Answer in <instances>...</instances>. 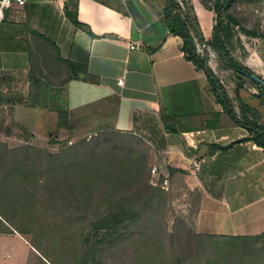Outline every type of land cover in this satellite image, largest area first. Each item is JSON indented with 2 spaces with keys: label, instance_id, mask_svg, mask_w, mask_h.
<instances>
[{
  "label": "rangeland",
  "instance_id": "obj_1",
  "mask_svg": "<svg viewBox=\"0 0 264 264\" xmlns=\"http://www.w3.org/2000/svg\"><path fill=\"white\" fill-rule=\"evenodd\" d=\"M206 1L215 7L225 0ZM226 7L219 36H224V28L228 26L230 56L234 54L236 60L264 79V60L258 59L260 63H256L251 58L256 51L264 55V0H233ZM229 16L256 31L257 36L243 34L242 27L230 23ZM213 73L230 96L237 114L242 116L241 103L247 100L257 110L259 124H264V106L257 98L264 95V87L226 69L224 62ZM239 82L243 87L238 90ZM70 112L68 133L35 139L28 136L21 143L11 144L8 157L4 149L9 144L0 149V181L14 159L23 163L19 171L26 170L27 176L21 174L23 178L11 177L12 183L8 184L13 191H7L8 185L0 191V206L10 214V223L25 231L28 239L48 257L35 248L38 258L30 264H52L49 260L56 264H77L82 248H86L84 237L91 223L116 208L119 201L134 207L135 218L123 225L118 242L112 241V230L92 232L91 242L104 241L88 264H181L183 248L189 241L194 243L187 231L264 232V221L257 219L264 216V207L258 210L247 205L264 194V151L260 153L259 165L254 167L250 166L256 161L251 154L245 156L248 162L235 164L230 160L244 154L235 151L225 161L208 162L204 169L200 166L197 171L193 167L185 172L174 171L161 166L156 158L155 146L162 139L160 115L136 111L132 113L136 123L118 124L119 127L114 121L124 122L130 113L120 112L115 99L81 104ZM249 114L254 117V113ZM127 149L132 151L138 165L144 166L133 170L132 175L127 172L123 176L118 158ZM4 163L6 167L2 166ZM155 165L158 170L153 173ZM8 193L17 197V204L15 198L11 201L4 198ZM221 206L229 212L227 215L221 216ZM234 211L238 214L231 213ZM3 227L1 223L0 229ZM21 249L20 241L12 238L0 249V261L10 264Z\"/></svg>",
  "mask_w": 264,
  "mask_h": 264
},
{
  "label": "crops",
  "instance_id": "obj_2",
  "mask_svg": "<svg viewBox=\"0 0 264 264\" xmlns=\"http://www.w3.org/2000/svg\"><path fill=\"white\" fill-rule=\"evenodd\" d=\"M187 1L200 37L211 45L216 11L204 0ZM164 5L165 0H28L6 10L0 24V149L28 136L68 133L76 106L115 99L120 112L131 114L124 122L116 119L117 126L133 125L136 111L164 118L170 129L161 124L162 139L155 146L161 166L185 172L200 161L204 169L235 151L244 154L230 158L234 163L251 154L256 163L250 166L259 165L263 148L253 141L235 143L252 132L235 123L216 101L205 72L184 57L183 39L169 31ZM212 50L208 64L215 70L222 61ZM257 52L251 58L260 63L264 55ZM247 205L264 207V194ZM221 207V216L227 215ZM9 227L0 231V249L12 238L23 247L10 264L36 261L30 239Z\"/></svg>",
  "mask_w": 264,
  "mask_h": 264
},
{
  "label": "trees",
  "instance_id": "obj_3",
  "mask_svg": "<svg viewBox=\"0 0 264 264\" xmlns=\"http://www.w3.org/2000/svg\"><path fill=\"white\" fill-rule=\"evenodd\" d=\"M181 1L183 3L182 5L180 4L179 0H165L163 13L169 31L173 35L180 36L183 39L181 50L184 53V57L187 60L191 61L198 70H203L205 72L210 81L211 89L216 97V101L224 108V110L230 115V117L235 121L237 125L248 129L250 132H252V135H254L253 137H245L235 143H245L247 141H253V143H255L257 146L263 148L264 151V124H259L257 110L252 108L250 105L242 102L241 105L243 114L242 116H239L237 114L233 102L228 96L223 85L215 77L213 70L208 64L207 54H201L197 51L195 37H198V40H203V38L200 37L201 30L199 22L198 19L192 14L189 1ZM228 1L231 2L233 0H225L221 6L220 2H217L215 7H211L209 3L204 0V4L206 5V7L214 9L216 12H218L217 25L214 29V36L212 38L210 46L217 51L218 56L220 57L221 61L224 62V66L226 69L237 71L242 76L243 74L239 72V70H244L253 74L254 72L250 68L241 64L238 60H236L233 56H230V54L228 53V26L224 28L225 34L223 37H220L218 34V28L221 27L222 23V15L227 12L226 5ZM69 15L72 17L71 13H69ZM228 18L230 19V23L242 27V32L245 35L257 36L256 31L250 30L240 25V23L233 16H229ZM74 21L77 23V19H74ZM252 81L257 85L264 87L260 83L254 80ZM242 87L243 84L239 82L238 90ZM257 98L264 106V95L259 94ZM249 112L254 113V117L253 115H250ZM161 121L164 125V128L170 129L163 117H161ZM59 126H64V120H62V122L60 121ZM232 145L233 144H231V146L223 148L220 147V149L227 151L233 147ZM4 151H8V154L6 155L7 157L9 156V153L12 152L11 149L7 147L4 149ZM124 151V156H119L118 158V166L121 165L119 169L121 171L123 170V176H127L128 173H131L132 175L137 169H139V167L143 168L144 164L138 165L139 163L135 161L136 158L133 155L132 151H129V149ZM20 164L23 163L19 159H14L13 164L8 169V173L5 175L4 179L0 181V191L4 187L6 188L7 185V191H13V186L8 184L11 182V177L15 178L20 176V178H23L24 176H21V174L26 175V170H24L23 172L18 170ZM2 166L6 167L5 163ZM169 168L171 170L178 171L177 169L171 167ZM133 170L135 171L133 172ZM3 196L5 199H9L10 201L11 198H17L11 197L9 193L7 195L4 194ZM17 200L18 199L15 200V204H17ZM133 209L134 207L132 205L125 204L124 202L119 201L116 208L112 209V211L107 212L104 216L95 219L91 223L90 231L84 237L85 246H83L86 248H82L77 264H88L90 260L95 259V256L99 250V246L104 241V239L101 242L98 241V244H94L93 242H91L90 237L92 232H110L112 230V241L118 242L119 240H121V228L128 220L135 218ZM8 217H10V214L4 210V206H0V224L2 223V225H4V227L0 231L11 230L9 225L14 227V225L10 223ZM18 232L26 234V232L23 230H18ZM186 233L189 235L188 238L191 239L194 243H191L189 241V244L183 248L179 257L181 264H264V232L259 234H202L187 231ZM31 243L37 250H39V248L33 242ZM40 253L43 257H47L45 253L41 251ZM49 262L52 264H56L51 260H49ZM152 264H156V262Z\"/></svg>",
  "mask_w": 264,
  "mask_h": 264
},
{
  "label": "built area",
  "instance_id": "obj_4",
  "mask_svg": "<svg viewBox=\"0 0 264 264\" xmlns=\"http://www.w3.org/2000/svg\"><path fill=\"white\" fill-rule=\"evenodd\" d=\"M28 0H0V24L4 21L6 16V10L13 8V7H24ZM132 49L138 48L136 45L130 46ZM196 48L197 51L201 54H207V56H214V51L212 50L211 46L203 41V40H196ZM201 166L200 161L193 162V169L195 171L199 170ZM158 165L153 167V173L157 172ZM193 170V172H195Z\"/></svg>",
  "mask_w": 264,
  "mask_h": 264
},
{
  "label": "water",
  "instance_id": "obj_5",
  "mask_svg": "<svg viewBox=\"0 0 264 264\" xmlns=\"http://www.w3.org/2000/svg\"><path fill=\"white\" fill-rule=\"evenodd\" d=\"M239 72H241L243 75H245L246 77L260 83L261 85L264 86V79L261 78L259 75L255 74V73H249L247 71H244V70H239Z\"/></svg>",
  "mask_w": 264,
  "mask_h": 264
}]
</instances>
